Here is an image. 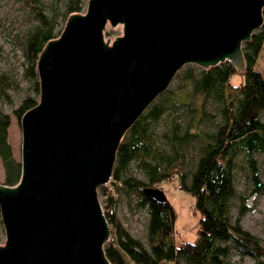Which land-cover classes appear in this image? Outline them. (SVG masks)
<instances>
[{"label":"water","instance_id":"1","mask_svg":"<svg viewBox=\"0 0 264 264\" xmlns=\"http://www.w3.org/2000/svg\"><path fill=\"white\" fill-rule=\"evenodd\" d=\"M263 10L264 0H88L70 15L38 56V103L20 119L19 182L0 185V264H110L98 192L123 138L184 67L244 72L243 46ZM108 25L122 35L105 40Z\"/></svg>","mask_w":264,"mask_h":264},{"label":"trees","instance_id":"2","mask_svg":"<svg viewBox=\"0 0 264 264\" xmlns=\"http://www.w3.org/2000/svg\"><path fill=\"white\" fill-rule=\"evenodd\" d=\"M31 1L36 25L26 35L21 52L24 77L32 80L34 98L26 97L14 110L19 121L38 103V56L46 43L61 33L57 29L59 20L65 23L70 15L82 14L88 0H52L48 5L44 0ZM262 16V28L243 46L244 72H236L229 63L209 70L186 66L176 78L183 84L181 90L188 91L192 104L183 99L176 102L167 91L123 138L108 185L139 197L133 207L146 213L148 248L121 225L115 211L117 199L106 192L107 187H102L99 193L105 198L102 208L111 232L105 246L110 264H229L235 257H250L254 264H264V246L240 226V218L247 210V197L238 195L233 178L234 161L239 154H244L251 168L252 192L259 190L254 156L264 154V122L261 118L264 72L257 69L264 50V10ZM233 76H239L242 82L232 85L230 79ZM8 88L7 78L0 76L2 97H6ZM209 105L216 106V118L207 112ZM165 119L170 120L169 130L160 138L169 144V151L158 144L159 135L153 130V126ZM203 125L209 130H201ZM9 128L10 117L0 111L3 185L13 187L19 182L21 165L14 158L8 142ZM193 141H199L201 146L196 159L187 163L184 150ZM134 162L144 179L130 174ZM174 178L179 189L195 199L194 211L201 216L195 243L176 245L174 208L169 201L156 203L144 193L145 189L159 190L160 183ZM235 199L239 200V212L232 224L231 207Z\"/></svg>","mask_w":264,"mask_h":264},{"label":"rangeland","instance_id":"3","mask_svg":"<svg viewBox=\"0 0 264 264\" xmlns=\"http://www.w3.org/2000/svg\"><path fill=\"white\" fill-rule=\"evenodd\" d=\"M44 1H46L47 5L52 2V0ZM32 7L33 3L31 0H0V76L6 77L7 82L10 85V88L6 90L7 98L0 95V111L10 117L8 142L11 146L13 156L17 161H20L21 155V129L20 121L14 116L13 112L20 106L23 99L26 97L34 98L32 80L24 77L25 66L21 52V47L26 35L36 25ZM84 13L85 7L82 14ZM64 25L65 23L59 20L57 29L62 31ZM122 33L121 26L111 28L108 25L105 30V40L109 39L110 41H113L120 37ZM257 69L264 72V50L257 62ZM241 82L242 79L239 76H233L230 79L232 85H239ZM182 87L183 84L181 80L175 78L168 91L173 95L174 98L172 99L176 102L183 99L182 101L188 103L191 101L188 99L189 93L186 90L182 91ZM189 104H192V102ZM206 110L216 118V106L209 105L206 107ZM261 118L264 122V112L262 113ZM169 121L165 119L153 126V130L159 135L157 140L158 144L164 147L167 151H169L167 146L169 144L160 138V135L168 133L169 128L167 124ZM208 123H210L209 120ZM205 128L206 130H209V128L204 125L201 127V130ZM200 146L201 143L199 141H193L192 144L184 150L187 163H191L196 159ZM254 160L256 162L259 178V190L257 192H252L253 183L250 178L251 168L247 163L244 154H239L234 161L233 178L238 195L247 197L245 200V207L247 210L240 218V226L264 246V154L255 155ZM129 171L135 178L144 179L143 175L137 168L136 162L132 163ZM3 182L4 173L0 162V185H3ZM105 187H107L106 192L110 193L117 199L115 211L121 225L132 237L138 239L145 248H148L145 226L146 213L145 211L137 210L133 207L138 203L139 197L133 192H126L121 189L116 190L115 187L108 184ZM159 188L176 212V245L185 242H197L198 223L201 216L194 211L195 199L185 191L179 189L176 178L170 182L160 183ZM98 198L101 206H103L105 204V198L101 196L99 192ZM238 212L239 200L235 199L232 201L231 207L232 224H234L238 218ZM4 241L5 235L0 220V245H3ZM229 264H254V260L250 257L244 259L235 257Z\"/></svg>","mask_w":264,"mask_h":264}]
</instances>
